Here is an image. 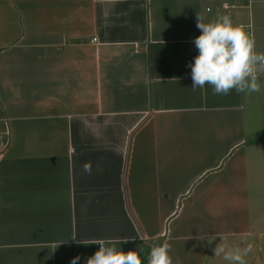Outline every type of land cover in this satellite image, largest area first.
Returning <instances> with one entry per match:
<instances>
[{"label":"crops","instance_id":"0c3cea01","mask_svg":"<svg viewBox=\"0 0 264 264\" xmlns=\"http://www.w3.org/2000/svg\"><path fill=\"white\" fill-rule=\"evenodd\" d=\"M198 15L264 52V0H0V264H86L109 238L228 264L224 236L256 264L264 74L193 90Z\"/></svg>","mask_w":264,"mask_h":264},{"label":"clouds","instance_id":"9594fccd","mask_svg":"<svg viewBox=\"0 0 264 264\" xmlns=\"http://www.w3.org/2000/svg\"><path fill=\"white\" fill-rule=\"evenodd\" d=\"M196 26L201 34L194 40L198 55L190 64L192 89L209 85L213 95H227L233 89L238 93L260 92L258 77L264 74V52L256 51L254 34L244 24L235 23L230 15H220L207 23L198 15ZM83 169L90 173L91 164L85 163ZM127 241L120 238L83 241L99 245L98 250L87 258L86 264H142V249L125 252L118 247ZM252 250L251 243L246 247L233 245L226 236L221 237L213 249L215 256H222L228 264H246L245 258ZM170 252L171 244L168 242L153 246L146 264H174ZM79 259L78 255L73 257L71 264H77Z\"/></svg>","mask_w":264,"mask_h":264},{"label":"rangeland","instance_id":"374dc122","mask_svg":"<svg viewBox=\"0 0 264 264\" xmlns=\"http://www.w3.org/2000/svg\"><path fill=\"white\" fill-rule=\"evenodd\" d=\"M262 208H264V198H263V205ZM259 215H263L262 219L264 218V210H258ZM264 233V231H262ZM257 251H256V264H264V236L263 237H259L258 241L256 243Z\"/></svg>","mask_w":264,"mask_h":264},{"label":"built area","instance_id":"2783aa9c","mask_svg":"<svg viewBox=\"0 0 264 264\" xmlns=\"http://www.w3.org/2000/svg\"><path fill=\"white\" fill-rule=\"evenodd\" d=\"M249 29H250V25H249ZM248 31H249V30H248ZM249 32H250V31H249ZM261 77H262V76H261V74H260L259 77H258V79L261 78Z\"/></svg>","mask_w":264,"mask_h":264}]
</instances>
